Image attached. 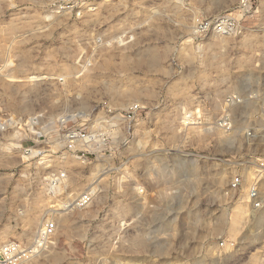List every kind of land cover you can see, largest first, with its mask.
<instances>
[{
	"label": "rangeland",
	"instance_id": "obj_1",
	"mask_svg": "<svg viewBox=\"0 0 264 264\" xmlns=\"http://www.w3.org/2000/svg\"><path fill=\"white\" fill-rule=\"evenodd\" d=\"M225 19L230 34L198 32ZM263 111L264 0H0V249H26L18 264H264V140L246 135Z\"/></svg>",
	"mask_w": 264,
	"mask_h": 264
},
{
	"label": "built area",
	"instance_id": "obj_2",
	"mask_svg": "<svg viewBox=\"0 0 264 264\" xmlns=\"http://www.w3.org/2000/svg\"><path fill=\"white\" fill-rule=\"evenodd\" d=\"M233 24L225 20H204L201 21L198 25V32L209 35H227L230 34L233 30ZM245 96L241 94H233L227 96V101L232 105L242 104ZM218 125L224 130H231V124L229 121L228 114H224L220 119L217 120ZM246 135L248 139L252 140H264V111L260 116L259 122L250 124L246 128ZM78 138L77 133L71 132L68 135V146L69 148L74 147V141ZM264 176V158L259 161V167L257 169V177ZM246 186V180L243 173L236 172L229 182L228 190L230 192L238 191ZM246 196L252 205L255 208H259L262 205V198L257 187V183H252L248 188H246ZM89 193H85L81 196H78L73 200V205L75 206H85L89 201ZM55 225L53 222H50L44 226L40 233V240H43L47 237H51L54 233ZM28 251L26 249H20L18 246L7 244L1 247L0 249V264H18L20 261L24 260L27 257Z\"/></svg>",
	"mask_w": 264,
	"mask_h": 264
},
{
	"label": "bare ground",
	"instance_id": "obj_3",
	"mask_svg": "<svg viewBox=\"0 0 264 264\" xmlns=\"http://www.w3.org/2000/svg\"><path fill=\"white\" fill-rule=\"evenodd\" d=\"M257 221V220H256Z\"/></svg>",
	"mask_w": 264,
	"mask_h": 264
}]
</instances>
